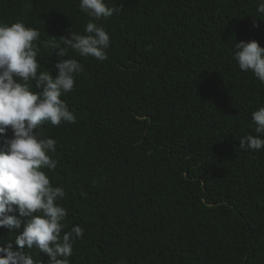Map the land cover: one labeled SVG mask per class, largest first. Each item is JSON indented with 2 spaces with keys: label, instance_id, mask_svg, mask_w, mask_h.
Returning a JSON list of instances; mask_svg holds the SVG:
<instances>
[{
  "label": "trees",
  "instance_id": "1",
  "mask_svg": "<svg viewBox=\"0 0 264 264\" xmlns=\"http://www.w3.org/2000/svg\"><path fill=\"white\" fill-rule=\"evenodd\" d=\"M80 3L0 0V25L38 31V71L54 78L51 36L94 22L110 37L103 62L64 57L84 69L61 96L77 122L37 130L56 141L57 167L42 170L65 192L66 231H84L68 264H264V149H239L257 136L264 83L233 59L239 42L264 48V0H104L123 11L100 21ZM21 233L0 228V247L19 250Z\"/></svg>",
  "mask_w": 264,
  "mask_h": 264
},
{
  "label": "clouds",
  "instance_id": "2",
  "mask_svg": "<svg viewBox=\"0 0 264 264\" xmlns=\"http://www.w3.org/2000/svg\"><path fill=\"white\" fill-rule=\"evenodd\" d=\"M80 9L95 21L123 11V7L109 8L104 0H81ZM257 11L264 14V3ZM254 27L259 25L254 22ZM84 31L86 35L72 32L70 38L51 36L43 43V48L57 53L58 76L54 78L48 70L38 71V31L20 22L0 25V136L6 137L9 129L13 133V138L5 140V151L0 152V228H22L16 239L19 250L11 243L0 247V264H34L25 248L46 254L49 264H68L74 241L84 236L79 226L66 231L67 211L57 206L65 192L54 188L42 170L57 167L49 155L56 152V141L41 138L37 131L47 123L58 127L62 121L77 122L61 96L74 90L75 76L84 69L77 60L64 59L68 50L82 58L108 59L110 37L103 27L89 22ZM233 59L241 71H252L264 83V48L257 41L237 43ZM31 82L39 92L30 89ZM252 119L257 136L239 140V149L245 152L264 149V139L259 138L264 134V108L254 112ZM17 211L18 215H8Z\"/></svg>",
  "mask_w": 264,
  "mask_h": 264
}]
</instances>
